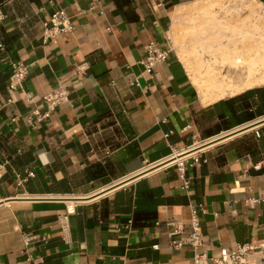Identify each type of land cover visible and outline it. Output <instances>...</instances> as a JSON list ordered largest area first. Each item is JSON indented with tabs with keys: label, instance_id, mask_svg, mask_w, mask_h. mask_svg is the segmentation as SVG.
<instances>
[{
	"label": "crops",
	"instance_id": "1",
	"mask_svg": "<svg viewBox=\"0 0 264 264\" xmlns=\"http://www.w3.org/2000/svg\"><path fill=\"white\" fill-rule=\"evenodd\" d=\"M194 1L0 0L6 55L29 70L9 91L0 51V264H193L190 245L170 242L187 237L194 206L210 255L264 240V202L249 200L264 195V123L210 145L189 168V188L164 164L176 147L264 117L245 121L236 98L257 87L202 102L170 33ZM58 9L75 28L46 38L43 22ZM151 40L171 53L146 73ZM58 87L68 100L50 110L43 96ZM36 111L50 112L30 123ZM122 179L131 182L90 200Z\"/></svg>",
	"mask_w": 264,
	"mask_h": 264
},
{
	"label": "bare ground",
	"instance_id": "2",
	"mask_svg": "<svg viewBox=\"0 0 264 264\" xmlns=\"http://www.w3.org/2000/svg\"><path fill=\"white\" fill-rule=\"evenodd\" d=\"M200 10L210 14L208 17L210 22L216 26L217 24L222 25L217 32L219 33L217 39L212 40L210 32L207 31L208 33L205 32L204 35H201L195 48L187 47L185 49L180 45L192 42L194 39L192 34L185 35L182 42H178L176 34L171 37L174 47L180 49L181 55L187 63L194 60L192 62L194 65L188 64V67L193 75V83L201 94L202 102L207 104L233 96L248 88L264 86V3L261 0H196L192 6L177 12L178 19L186 14L190 16ZM215 50H218L220 55H213ZM206 53L211 54V57L206 58ZM258 125L253 121L232 131L249 127L241 132L243 133ZM226 139L224 140L226 141ZM212 141L214 139L205 144L192 145L181 154H192L202 149H208L210 145L212 146ZM221 141L223 142V140ZM131 180L129 181L131 182ZM123 181L125 179L119 183ZM115 189L117 187L97 191L90 200L100 199Z\"/></svg>",
	"mask_w": 264,
	"mask_h": 264
},
{
	"label": "built area",
	"instance_id": "3",
	"mask_svg": "<svg viewBox=\"0 0 264 264\" xmlns=\"http://www.w3.org/2000/svg\"><path fill=\"white\" fill-rule=\"evenodd\" d=\"M5 18V15L0 12V51L5 53V59L9 64L11 69L8 89L9 91H16L21 84L26 80L28 75V67L26 63L21 59H15L6 55L7 47L1 37V26ZM44 25V34L46 38H54L61 33H67L74 30L75 26L72 21L71 16L66 12L65 9H58L54 11L49 19L43 22ZM146 57L143 61L144 72L151 73L154 71L159 63L165 62L168 60L171 48L162 47L158 44L157 41L151 40L146 48ZM135 83L138 84V80L135 79ZM68 92L63 87H58L53 89L51 92L43 96V99L48 103L50 110L54 109L57 105L68 100ZM30 100L33 99L32 95L28 97ZM11 100V99H9ZM49 112L40 113L39 111L35 112V117H30L28 121L33 123L35 121H42L45 117L49 116ZM187 129V127H185ZM184 129V130H185ZM174 131L170 130L165 134L166 137L173 134ZM205 142V141H203ZM203 142H200L203 143ZM195 145V143H193ZM193 144L186 147H176L172 153L164 159V163L167 165L176 166L179 172V176L183 181V188H189L191 184V176L189 174V168L195 164L206 162L207 159L204 157V154L207 149H202L192 154L181 152L189 149ZM179 154V155H178ZM170 158V159H168ZM166 160V161H165ZM172 161V162H171ZM4 164H0V178L3 176ZM254 168L260 169L261 164L257 163ZM28 176H33L34 174L31 171H27ZM25 181V178H21L18 181L19 185H22ZM252 203L264 202V195L260 197L252 196L249 198ZM199 206H194L192 208V214L190 219V230L187 237L180 240L172 239L171 245L174 248H180L184 244H188L194 250L193 264H264V240L258 243L251 242H239L235 250H230L226 247H223L219 250L218 253L210 255L208 250L205 249L207 245L204 241L203 230L201 225V218L199 216ZM68 213H71L73 209L68 208ZM68 216L63 217V229L67 230L68 228ZM170 224L175 225L174 222ZM132 225V219H129L126 223H122V228H130ZM181 232V227L177 226L170 235Z\"/></svg>",
	"mask_w": 264,
	"mask_h": 264
},
{
	"label": "rangeland",
	"instance_id": "4",
	"mask_svg": "<svg viewBox=\"0 0 264 264\" xmlns=\"http://www.w3.org/2000/svg\"><path fill=\"white\" fill-rule=\"evenodd\" d=\"M190 6H192V4H190ZM209 15L210 14L208 12H206V11L204 12V11L200 10V11H198V12H196L190 16H188V15L183 16L174 23L173 28L170 31V33H172V35L176 34L178 36V42H182L183 37L185 35L192 34L194 39L192 42H189L190 44L189 43H186V44L182 43V45H180V46H183L185 49L187 47H189V49L195 48V46L197 45L196 43H199L198 41L200 40L201 35H204L205 32L208 33L207 31H209L211 34L210 38L212 40H215L218 38L219 33H217V32L220 30L219 28L222 25L217 24V26H216L215 24L210 22L208 20ZM193 43H195V44H193ZM175 49H176L178 55L180 56V58L182 59L184 65L186 66V68H187V70H188V72L192 78L193 75L189 70L188 64H191V66H193L194 63H192V62H194V60L191 58L192 59V60H190L191 62L187 63L186 59H184V57L181 55L180 49H178V48H175ZM212 54L218 56V55H220V52L218 50L217 51L215 50ZM205 56H206V58L207 57L210 58L211 54L206 53ZM193 68H195V67H193ZM192 80H193V78H192ZM199 94H200V92H199ZM200 97H201V94H200ZM206 140H207L206 138L205 139L198 138L197 141L195 142V145H198V144H200V142H203Z\"/></svg>",
	"mask_w": 264,
	"mask_h": 264
},
{
	"label": "trees",
	"instance_id": "5",
	"mask_svg": "<svg viewBox=\"0 0 264 264\" xmlns=\"http://www.w3.org/2000/svg\"><path fill=\"white\" fill-rule=\"evenodd\" d=\"M253 97H256L259 101L255 112L248 110V108H251L253 104H256V101ZM236 98L243 101L240 106L247 110V113L245 114V121L252 120L257 116L264 114V87H257L247 90L242 94L237 95ZM231 110L232 112H235L233 108ZM251 110L253 109L251 108Z\"/></svg>",
	"mask_w": 264,
	"mask_h": 264
},
{
	"label": "water",
	"instance_id": "6",
	"mask_svg": "<svg viewBox=\"0 0 264 264\" xmlns=\"http://www.w3.org/2000/svg\"><path fill=\"white\" fill-rule=\"evenodd\" d=\"M255 122H256V124L258 125V124L264 123V119L260 118V119L256 120ZM246 128L248 129L249 127H246ZM246 128L240 129V130H238V131H232V132L229 133L228 135H222V137H219L218 139H214V141H212L211 144L217 143V142H219V141H221V140H224V139H226V138H229V137H232V136H234V135H236V134H239V133H241L242 131L246 130ZM143 172H144V171H143ZM143 172L138 173V174H135V175H133V176L130 177V178H134V179H135V178H138V177L142 176L143 174H145V173H143ZM130 178H129V179H130ZM129 179H126V181L129 180ZM126 181H123L122 183H124V182H126ZM122 183H115V184H112V185H110V188H111V187H112V188H116V187L120 186L119 184H122ZM88 198H90V197H87V198H76V199H88Z\"/></svg>",
	"mask_w": 264,
	"mask_h": 264
}]
</instances>
